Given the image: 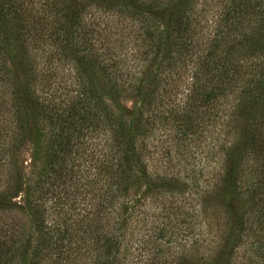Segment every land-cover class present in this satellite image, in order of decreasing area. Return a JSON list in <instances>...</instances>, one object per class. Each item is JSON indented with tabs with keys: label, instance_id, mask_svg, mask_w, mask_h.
I'll return each mask as SVG.
<instances>
[{
	"label": "trees",
	"instance_id": "trees-1",
	"mask_svg": "<svg viewBox=\"0 0 264 264\" xmlns=\"http://www.w3.org/2000/svg\"><path fill=\"white\" fill-rule=\"evenodd\" d=\"M86 1L128 16L146 43L142 61L159 62L140 81L135 72L113 80L101 66L98 92L93 56L76 51L64 92L83 95H38L22 63L25 8L0 0V76L10 59L28 77L9 114L0 111V264H264V0ZM158 10L164 24L151 20ZM126 92L139 94V111L124 110ZM196 139L223 141L205 185V164L174 171L171 149L193 154ZM158 148L167 160L154 171ZM212 206L225 213L215 229ZM178 239L197 256L170 259L166 246Z\"/></svg>",
	"mask_w": 264,
	"mask_h": 264
},
{
	"label": "rangeland",
	"instance_id": "rangeland-1",
	"mask_svg": "<svg viewBox=\"0 0 264 264\" xmlns=\"http://www.w3.org/2000/svg\"><path fill=\"white\" fill-rule=\"evenodd\" d=\"M73 1H75L76 5L87 6L80 10L79 13L77 12L78 14L73 13L74 10L69 11L67 9ZM21 3H23L25 8L20 35V44L24 53V62L22 63L30 65L32 71L30 81L39 87L38 95L51 96L56 102L60 103H68L69 100L78 95H83V93L64 92L68 84L75 82V77L68 78L66 69L68 63H78V58L73 56L76 51H79L78 55L85 54L86 58L90 57L89 55L93 56L95 69L88 70L90 73L88 75L96 81L95 87L98 92L100 89L101 66H106L105 70H107L113 80H122L131 75L132 72H135V77L140 81L144 77H151V72L155 70L156 63L159 62L158 60L153 62L152 59L142 61L146 43L136 23L117 10L105 9L103 4L97 2L89 3L86 0H21ZM160 10H158L159 14L157 17L151 19L156 24H164L166 20L165 15ZM1 60L0 57V62H2ZM18 60L19 62H15L22 68L21 59L19 58ZM4 62L6 73L0 76V111L6 116L9 114L7 110L11 109L12 106V97H18L23 93L22 89L27 83L28 77L22 75L16 69L14 61L6 59ZM138 64L139 66L136 68ZM139 81L138 85L140 84ZM181 83L185 84L183 80ZM46 85L51 86L48 93L42 90ZM174 92L176 93H170V95L174 103L179 104L181 98L186 96L185 86ZM120 103L124 110L131 113L135 110H140L141 100L138 93L126 92L123 93ZM157 133L160 135L163 132L159 128ZM152 142L157 143L158 141L153 139ZM222 143V140L216 143L212 139H207L206 141L204 139H196L191 145L186 142L185 145L189 146V150L193 154L182 153V147H173L171 155L181 160L180 162L174 161V171L191 163L192 165L195 164L194 167L198 171L200 166L205 164L206 168L202 170L203 173L200 176L201 183L205 185V181L212 175V159H215V155H221ZM167 144L172 145L170 141ZM33 145V137L30 135L20 157L22 162L30 160ZM215 148L216 152L213 154ZM156 151V159L153 161L149 160L150 167L154 171L160 169V165H165L164 161L167 160L166 157H158V155H161L160 153L165 155L162 152L163 148H158ZM168 167H170L169 164ZM196 176L199 177L198 173H196ZM154 202V204H159V207L161 206V203ZM86 204L87 200L82 203L83 206H86ZM216 209H218L217 212H215L213 206L210 209V218L214 229L215 227L217 228L216 224L220 225V223H223V217L225 216L222 208L218 207ZM148 228H150L149 225ZM194 238L195 236H190L191 243ZM180 243L181 239H178L173 241V243L167 244V255L170 256V259H178L183 253L197 256L195 245L191 246V252L190 250L189 252H183L184 250ZM138 244L142 245V242H138ZM134 247L137 246L134 245ZM243 258L244 253H239L236 258L237 263L243 261ZM46 264H50V261H46ZM139 264L142 263L139 262Z\"/></svg>",
	"mask_w": 264,
	"mask_h": 264
}]
</instances>
